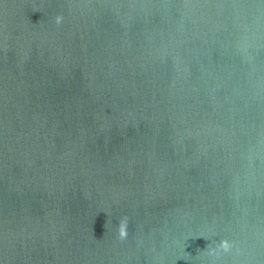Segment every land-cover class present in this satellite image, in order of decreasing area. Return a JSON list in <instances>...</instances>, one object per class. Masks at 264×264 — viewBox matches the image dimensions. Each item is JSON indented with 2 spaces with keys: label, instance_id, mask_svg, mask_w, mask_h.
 I'll list each match as a JSON object with an SVG mask.
<instances>
[{
  "label": "water",
  "instance_id": "obj_1",
  "mask_svg": "<svg viewBox=\"0 0 264 264\" xmlns=\"http://www.w3.org/2000/svg\"><path fill=\"white\" fill-rule=\"evenodd\" d=\"M0 264H264V0H0Z\"/></svg>",
  "mask_w": 264,
  "mask_h": 264
},
{
  "label": "clouds",
  "instance_id": "obj_2",
  "mask_svg": "<svg viewBox=\"0 0 264 264\" xmlns=\"http://www.w3.org/2000/svg\"><path fill=\"white\" fill-rule=\"evenodd\" d=\"M121 235H122V236H123V235H125V233H124L123 229H122V231H121Z\"/></svg>",
  "mask_w": 264,
  "mask_h": 264
}]
</instances>
